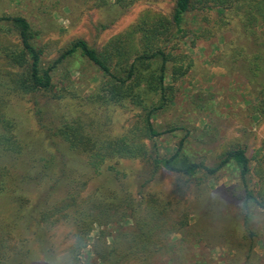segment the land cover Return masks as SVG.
I'll use <instances>...</instances> for the list:
<instances>
[{
	"label": "rangeland",
	"instance_id": "rangeland-1",
	"mask_svg": "<svg viewBox=\"0 0 264 264\" xmlns=\"http://www.w3.org/2000/svg\"><path fill=\"white\" fill-rule=\"evenodd\" d=\"M98 2L0 0V16H20L29 22L33 44L46 67L75 40H84L101 53L110 38L122 34L143 12L161 13L170 19L175 5V0H137L121 8L113 3L98 6ZM216 12L210 11L211 21L217 18ZM202 13H187L182 27L198 31L204 26ZM3 32L8 35L5 39ZM7 41L19 43L18 35L2 25L0 48ZM191 42L192 35L187 34L177 48L193 59L192 67L173 84V101L151 118L157 131H174L144 140L148 154L142 158H114L97 168L85 155L67 151L59 137L50 138L53 127L63 122L80 124L96 142L130 135L141 125V108L127 101L113 105L95 99L102 74L78 50L52 72L54 95L39 92L13 96L3 108L16 122L13 131L17 139L32 147L36 159L47 158L46 164H55L54 178L66 177L76 185L86 183L80 198L87 201L96 221L89 222V245L80 250L81 263L98 264L95 246L111 245L119 233L135 226L137 218L162 212L175 218L174 229L150 264H199L202 260L264 264V209L251 205V216L245 222L244 189L233 163L215 176L199 173L185 177L152 162L155 156L170 157L181 141V154L189 162L207 167L219 163L226 151L242 149L249 159L247 185L264 202V105H260L264 94L258 95L259 91L264 93V72L250 77L245 60L240 54L235 56L242 48L243 56L249 53L253 41L244 34L239 21L231 19L213 39ZM165 83L172 84L169 77ZM38 164L41 169L42 164ZM49 178L44 177L40 186L29 183L19 190L9 182L0 195V228L5 244L10 245L3 264L67 263L66 250L77 230L78 213L47 229L36 227L28 215L33 202L53 184ZM57 185L60 188L51 202L67 194L64 183ZM99 200L112 205L108 212L92 209Z\"/></svg>",
	"mask_w": 264,
	"mask_h": 264
},
{
	"label": "trees",
	"instance_id": "trees-1",
	"mask_svg": "<svg viewBox=\"0 0 264 264\" xmlns=\"http://www.w3.org/2000/svg\"><path fill=\"white\" fill-rule=\"evenodd\" d=\"M135 1L137 0H99L97 4L108 6L113 3L126 8ZM212 9L217 10V18L211 21L209 15ZM192 11L203 12L204 26L198 31L182 27L186 14ZM231 19H237L244 34L253 41L249 53L243 56L242 48L235 56L241 55L246 62L245 70L250 77L256 78L264 72V0H175L170 19L161 13L145 11L122 34L110 38L101 53L91 48L84 40H75L69 49L46 67L42 66L41 53L33 44L34 34L29 22L20 16H0V26L14 31L19 39V43L7 41L8 44L0 48V195L5 192L9 182L19 190L22 185L29 183L40 186L43 178L50 176L49 181H53V184L45 189L41 199L33 202L28 215L36 227L47 229L68 221L70 216L78 213L75 220L77 230L72 234V242L66 250L69 255L66 264H84L79 260V253L89 245V222L93 224V221H96L91 209L87 207V201L80 198L86 183L76 185L66 177L54 178L55 164L50 161L46 164L47 158L41 161L36 159L32 147L17 139L13 131L16 122L3 108L8 106L13 96L39 92L54 95L52 72L64 59L78 50L81 56L102 74L103 81L94 94L95 99L100 103L113 105L127 101L141 108V125L130 135L107 137L101 142H96L86 134L80 124L63 122L53 127L50 138L54 140L59 137L66 144L67 151L85 155L90 164L97 168L114 158H142L148 154L144 140L151 141L164 133L174 131H157L151 118L173 101V84L183 79L193 65V59L178 50L180 40L186 38L187 34L192 35V44L199 40H211L230 24ZM174 29L175 33L172 34ZM2 35L3 39L8 36L4 32ZM168 42L171 44L167 47ZM168 77L172 82L170 85L165 83ZM260 93L264 94L259 91L258 95ZM260 105H264V99ZM152 147L155 149L156 144L153 143ZM182 147L183 141L179 142L170 157L155 156L152 162L168 172L185 177H193L199 173L209 177L215 176L233 163L239 170L244 189L242 209L245 222L251 216V205L264 209V202L255 196L247 185L249 159L242 149L226 151L219 163L207 167L203 163L189 162L181 154ZM38 162L43 166L41 169L38 168ZM67 182L70 184L67 185ZM57 183L66 185L67 194L51 202L53 193L60 188ZM25 194L26 191L22 196ZM19 205L17 204V207ZM111 206L104 205V201L99 200L92 205V209L108 212L107 209ZM174 224L175 218H170L162 212H153L150 216L137 218L135 226L119 233L111 245L94 247L99 250L95 252L98 264H150L151 259L161 253V244L174 229ZM1 231L0 228V264H3L10 245L5 244ZM199 264L213 263L202 260Z\"/></svg>",
	"mask_w": 264,
	"mask_h": 264
}]
</instances>
